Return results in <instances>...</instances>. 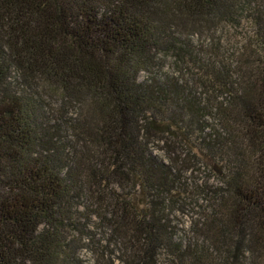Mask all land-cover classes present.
I'll use <instances>...</instances> for the list:
<instances>
[{"label": "trees", "instance_id": "1", "mask_svg": "<svg viewBox=\"0 0 264 264\" xmlns=\"http://www.w3.org/2000/svg\"><path fill=\"white\" fill-rule=\"evenodd\" d=\"M84 250L264 264V0H0V264Z\"/></svg>", "mask_w": 264, "mask_h": 264}, {"label": "rangeland", "instance_id": "2", "mask_svg": "<svg viewBox=\"0 0 264 264\" xmlns=\"http://www.w3.org/2000/svg\"><path fill=\"white\" fill-rule=\"evenodd\" d=\"M236 32H237L236 36H238L240 33H243L241 29H238ZM234 38L225 45L227 49L234 47L233 41L236 42V37ZM203 40H205L203 37L202 38L197 36L194 37V42L198 45ZM159 62L160 64H164L162 70L158 74L159 76L161 77H166L171 75L176 76L175 74L176 65L172 58L170 57L161 58ZM145 78H146L145 74L143 73L140 74L139 80L143 81L145 80ZM192 86L193 88H195L194 84H192ZM158 154L163 157L167 155L164 151H160V150L158 151ZM213 166H214L213 162H211L208 167L202 166L201 164L197 165L193 170V172L191 173L186 172L183 174V178H184L183 180H185V182L189 185V187L194 185L195 183H200L201 181H205V180H209L210 183L219 184V181L215 178L216 175L213 170ZM183 208H184L183 211L178 212L174 216V224L176 226L175 233L177 240H182L185 241V243H187L190 237H192V234L190 233V226H191V222L193 221L192 216L194 215L196 208L194 209V205L192 204H189L188 206H185ZM80 255L83 261L85 262V264H97V260L95 256H93V254L90 251L84 250L81 252ZM163 257L164 256L162 255L161 258L163 259Z\"/></svg>", "mask_w": 264, "mask_h": 264}]
</instances>
